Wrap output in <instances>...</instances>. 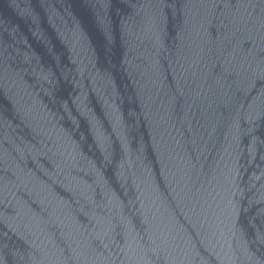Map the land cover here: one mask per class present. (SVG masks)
Wrapping results in <instances>:
<instances>
[{
    "label": "water",
    "instance_id": "obj_1",
    "mask_svg": "<svg viewBox=\"0 0 264 264\" xmlns=\"http://www.w3.org/2000/svg\"><path fill=\"white\" fill-rule=\"evenodd\" d=\"M0 264H264V0H0Z\"/></svg>",
    "mask_w": 264,
    "mask_h": 264
}]
</instances>
